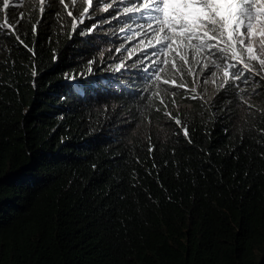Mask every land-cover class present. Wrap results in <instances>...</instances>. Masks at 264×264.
<instances>
[{
  "label": "trees",
  "instance_id": "obj_1",
  "mask_svg": "<svg viewBox=\"0 0 264 264\" xmlns=\"http://www.w3.org/2000/svg\"><path fill=\"white\" fill-rule=\"evenodd\" d=\"M110 1L0 4V264H264V69Z\"/></svg>",
  "mask_w": 264,
  "mask_h": 264
},
{
  "label": "snow or ice",
  "instance_id": "obj_2",
  "mask_svg": "<svg viewBox=\"0 0 264 264\" xmlns=\"http://www.w3.org/2000/svg\"><path fill=\"white\" fill-rule=\"evenodd\" d=\"M2 3L6 9L10 0H2ZM140 3L144 4L145 0ZM146 14L161 21L158 31H163L169 41L175 35L188 47H192L190 41L197 42L199 48L207 49L209 56L221 62L229 58L230 52L235 56L233 42L249 60L264 57V0H153L146 4ZM181 60L186 63L185 57ZM259 63L264 69V58ZM244 67L248 69L249 65ZM241 75L237 72L233 79H240ZM244 79L247 83V77Z\"/></svg>",
  "mask_w": 264,
  "mask_h": 264
},
{
  "label": "rangeland",
  "instance_id": "obj_3",
  "mask_svg": "<svg viewBox=\"0 0 264 264\" xmlns=\"http://www.w3.org/2000/svg\"><path fill=\"white\" fill-rule=\"evenodd\" d=\"M125 0H114L113 3L114 6L112 7L114 9L115 14H124L125 12V6H123V2ZM66 3L72 4V5H77V4H83L85 3V11L81 15L80 20L83 21L85 18L89 17L90 13H93L95 11H98L99 13L105 12L108 9H110L112 2L110 0H92L91 3H89V0H65ZM153 2V0L151 1ZM150 2V3H151ZM0 4H2V0H0ZM111 10V9H110ZM132 10V8H131ZM130 10V11H131ZM71 12V10H69ZM128 11V10H127ZM142 13L146 14V5L143 6L142 8ZM74 17V16H73ZM79 22V19H74V23ZM177 39L176 36H173V40ZM255 51V49H254ZM247 57V55L245 54ZM248 58V57H247ZM264 57L258 56L257 59L251 60V63L255 65H260L259 60ZM249 59V58H248ZM239 59H235L236 62H238ZM243 64V62H241ZM248 69H251L250 67Z\"/></svg>",
  "mask_w": 264,
  "mask_h": 264
}]
</instances>
